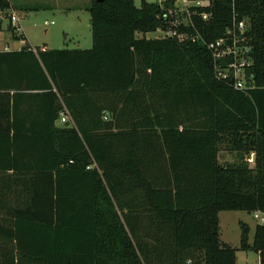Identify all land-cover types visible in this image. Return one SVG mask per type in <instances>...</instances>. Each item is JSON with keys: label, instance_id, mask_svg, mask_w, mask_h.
<instances>
[{"label": "trees", "instance_id": "obj_1", "mask_svg": "<svg viewBox=\"0 0 264 264\" xmlns=\"http://www.w3.org/2000/svg\"><path fill=\"white\" fill-rule=\"evenodd\" d=\"M203 1L171 28L173 0H91L87 50L33 49L8 22L25 46L0 52V264H236L218 214L264 213V0ZM242 21L247 92L207 48ZM138 192L158 245L122 214ZM240 229L264 264V226Z\"/></svg>", "mask_w": 264, "mask_h": 264}, {"label": "rangeland", "instance_id": "obj_2", "mask_svg": "<svg viewBox=\"0 0 264 264\" xmlns=\"http://www.w3.org/2000/svg\"><path fill=\"white\" fill-rule=\"evenodd\" d=\"M30 9L16 8L15 13L19 17V23L27 40L28 45L35 49L47 46L54 50H87L92 46L91 30L88 21V14L84 13V0H60L58 4L51 3L52 0H23ZM148 2H157L158 0H147ZM193 2V0H190ZM141 0H134L136 7L140 6ZM205 3L201 0V3ZM181 4V2H178ZM38 7V8H37ZM47 7V8H44ZM3 21V26H5ZM3 31V30H2ZM0 31V49L3 40ZM7 34V43L13 42L10 49L19 51L25 46L22 38L9 40L10 33L5 29ZM137 36L146 39H158L164 37L165 33L158 30L146 34L138 33ZM6 45V44H5ZM18 49V50H16ZM251 156L248 162L251 161ZM235 155L225 153L221 150L219 161L221 164L234 162ZM251 166V165H250ZM219 221V238L220 242L236 249V264H256L257 256L251 251H241L239 249L240 241V224L244 223L249 226L250 233L248 236L249 243L252 242L254 227L256 222L253 220L252 213L242 211H224L218 214Z\"/></svg>", "mask_w": 264, "mask_h": 264}, {"label": "built area", "instance_id": "obj_3", "mask_svg": "<svg viewBox=\"0 0 264 264\" xmlns=\"http://www.w3.org/2000/svg\"><path fill=\"white\" fill-rule=\"evenodd\" d=\"M173 21L171 22V28L177 27L182 24L180 15L186 17L190 15L191 7H199L202 5L200 0H173ZM181 2V4H178ZM202 19H207V15L203 14ZM7 20L13 28L16 35L23 34L19 17L14 12L4 13L0 12V21ZM177 35L173 29L165 32V36L172 37ZM178 36V35H177ZM180 38V36H178ZM213 58L214 75L217 80L229 84L234 90L245 91L253 88L252 84H247L246 75L247 68L251 65L250 58V46L246 35V29L244 22H238L233 24V28L228 29L224 37L216 40L207 45ZM67 114L61 115V121L65 122ZM253 220L257 225L264 226V213L254 212L252 214ZM186 264H191L188 260Z\"/></svg>", "mask_w": 264, "mask_h": 264}, {"label": "crops", "instance_id": "obj_4", "mask_svg": "<svg viewBox=\"0 0 264 264\" xmlns=\"http://www.w3.org/2000/svg\"><path fill=\"white\" fill-rule=\"evenodd\" d=\"M8 1H9V4H10V11L14 12V13L16 11V8H21V7L24 8V9L32 8L31 6H26L27 4H25V1H23V0H8ZM59 1L60 0H52L51 3L58 4ZM145 1L148 2L147 0H145ZM163 1L164 0H158L155 3L162 4ZM90 2H91V0H84V3H83L84 4V13L88 14V18L87 19L89 21V26H90V15H89V13L87 11V8L90 5ZM148 3H154V2H148ZM44 8H47V7H44ZM16 12H18V11H16ZM3 21H1L0 31H2V30L4 31L5 29L8 31L9 23L6 20L5 21V26H3ZM3 31L1 32V33H3L1 38L3 40L4 45L2 44V48L3 49H0V52H12V51H14V49H10V48H12L11 46L14 45V44H13V42H10V44L7 43V41H8L7 36H6L7 34H4ZM9 37H10L9 40H12L11 34H10ZM160 38H162V37H160ZM25 41H26V44L28 45L27 40H25ZM48 49H50V48H48ZM16 50H18V49H16ZM74 50H76V49H74ZM57 124L60 126V123H57ZM220 152H219V154H220ZM225 153L227 155L232 154V153H229L227 151H225ZM219 154H218V161H219ZM232 162L228 161V163H232ZM164 164H165V162H164ZM124 203L125 204L128 203V199L127 198H125ZM133 204L134 205L132 206V209L129 212L127 211V209H123V213L122 214L124 216H127V218H129L130 220H133L134 222H135V220L137 221V227L135 229V235L137 237H139V240L144 239L143 237L145 236L146 231H148V230L149 231L151 230L154 235H160V233L156 230L157 220L158 219H157V217L155 215V212H152V211H150L148 209L146 198H144L142 196V192H138L137 193L136 198H134ZM144 241L145 242L148 241L149 243H153L154 245L160 244V241L155 242V241H149L148 239H144Z\"/></svg>", "mask_w": 264, "mask_h": 264}]
</instances>
